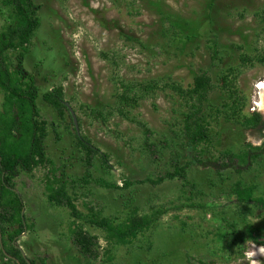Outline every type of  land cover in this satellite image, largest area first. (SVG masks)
<instances>
[{"label": "rangeland", "instance_id": "1", "mask_svg": "<svg viewBox=\"0 0 264 264\" xmlns=\"http://www.w3.org/2000/svg\"><path fill=\"white\" fill-rule=\"evenodd\" d=\"M32 1L40 7L41 26L31 40L23 71L34 78L39 95L52 87L63 88L65 102L80 120L79 134L109 161L107 170L95 157L89 177L84 179L83 152L74 144L67 115L60 121L40 98L37 100L41 118L53 124L48 126L46 157L76 199L77 210L87 215L91 207L102 217L118 220L125 217V203L138 208L139 215L163 212L157 225L139 235L131 246L108 247L100 230L82 224L88 234L98 238L100 247L99 258L90 264H236L233 253L236 249L244 252L247 243L241 245V239L251 237L258 245L264 243V237L255 233L264 228L263 216L236 205L230 192L239 181L256 185V195L264 194V156L249 171L241 169V175L225 170L218 176L209 168L192 164L188 182L194 189L183 187L176 179L157 187L104 189L97 182L121 187L124 181L163 175L171 169V149L180 151L182 164L194 161L181 147L183 142L175 139L182 126L181 110L177 98L168 92H159L130 111L135 122L112 116L103 123L88 110L106 112L113 105L116 79L143 83L169 80L187 88L202 73L212 78L210 98L217 104L221 96L216 78L221 71L240 67V55L254 58L264 54V0ZM5 17H0V27ZM170 24L178 34L174 43L162 36ZM213 39L218 44V61H213L208 51ZM240 71L236 85L246 99L244 113L256 110L263 114L264 88L257 85L264 79V64ZM2 101L0 93V107ZM220 122V127L219 121L211 126V145L202 146L206 157L220 158L226 150L239 153L243 143L259 145L250 132ZM136 123L145 124L152 132L151 142L162 146L157 158L147 152ZM214 133L220 134L218 140ZM49 169L38 168L15 181V191L23 197L25 223L31 227L17 238L16 245L27 261L34 259L38 264L40 260L44 264H86L72 246L69 228L73 219L68 210L52 208L46 201L44 185ZM241 213L245 216L239 219ZM230 224H235L234 230Z\"/></svg>", "mask_w": 264, "mask_h": 264}, {"label": "trees", "instance_id": "2", "mask_svg": "<svg viewBox=\"0 0 264 264\" xmlns=\"http://www.w3.org/2000/svg\"><path fill=\"white\" fill-rule=\"evenodd\" d=\"M39 5L32 0H0V17L6 15L4 24L0 27V93L3 101L0 107V264H26L21 255V250L16 245V240L31 227L25 223L24 212L21 214L24 204L23 197L15 191V181L21 175H31L38 168L49 167L50 177H46L45 193L46 201L52 208H64L68 210L73 222L69 228L70 240L78 256L90 264L99 258V243L96 236L88 234L82 224L100 230L104 234V241L108 247L131 246L132 243L157 225L162 211H155L150 215H139V209H131L129 203H125L126 214L121 220L102 217L93 208H88V214L83 215L77 210L76 199L70 195L67 184L61 177H57L58 170L52 161L46 157L45 141L48 136V124L41 118L37 107V100L50 108L60 121L65 115L69 119V126L73 130V140L77 149L83 152L82 163L85 167L84 179L89 177L93 160L97 157L105 169H110L108 157L101 154L91 142L77 134L65 105V95L61 86L52 87L39 95L38 88L32 76L23 71V60L29 54L31 40L41 26L38 16ZM264 20V15L262 16ZM162 36L169 37L174 43L178 34L173 24H170ZM192 37H186L190 40ZM132 41V39L127 38ZM208 51L213 61L219 58L216 39L210 41ZM142 46V45H141ZM10 55L13 57H10ZM102 57L107 60V55ZM240 67L228 66L216 78L221 100L214 104L210 95L214 89L212 78L202 73L193 78L192 84L184 88L182 85L171 81L128 82L125 79H116V88L113 95V105L104 109H89V114L95 120L103 123L112 116H117L129 122H135L130 116V111L138 108L140 103L157 95V93H169L177 98L180 106L181 129L175 134L176 140H181V147L192 155V161L182 164L179 150L171 149L170 167L163 175L155 179L147 177L139 181H124L122 186L106 181L97 182L104 189L127 190L134 186L150 185L157 187L165 181L178 180L183 187L194 189L195 186L188 182V171L192 164H197L204 169L213 170L218 176L225 170H232L241 175L240 170L249 171L264 156V115L259 112L244 113L246 99L241 96L236 85L241 71L240 68L255 64H264V54L250 58L246 55L239 57ZM184 110V111H182ZM78 125L80 124L79 118ZM220 120L224 124H232L242 132H250L260 142L258 146L243 143L242 151L233 153L226 150L219 154L220 158H208L202 146L212 143L213 122L220 127ZM143 134V144L152 158H157L162 146L157 147L151 142L152 132L143 123H136ZM53 130V129H52ZM56 134L55 129L53 130ZM79 132V131H78ZM219 133H214L218 140ZM176 148V147H175ZM221 160V162H220ZM257 187L254 184L237 182L230 190L234 203L241 208L249 207L248 212L257 213L264 218V194L256 195ZM251 207V209H250ZM245 213L238 218L241 219ZM235 229V224L229 225ZM253 230L249 228V234ZM257 235L264 237V228L255 230ZM251 237L241 239L244 245ZM239 246L237 245V248ZM106 254L110 249L105 250ZM233 260L237 262L242 257L243 251L236 249ZM7 261V263H5ZM264 264V259L261 260ZM30 264H38L34 259ZM200 262V261H199ZM40 260V264H44ZM201 264H214L202 263ZM244 264H247L245 261Z\"/></svg>", "mask_w": 264, "mask_h": 264}, {"label": "clouds", "instance_id": "3", "mask_svg": "<svg viewBox=\"0 0 264 264\" xmlns=\"http://www.w3.org/2000/svg\"><path fill=\"white\" fill-rule=\"evenodd\" d=\"M257 87L264 88V82H261ZM245 251L242 254V257L237 260L236 264H244L246 261L247 264H262L261 260L254 259L256 256L264 257V243L257 244L256 241L248 239L247 243L244 245Z\"/></svg>", "mask_w": 264, "mask_h": 264}, {"label": "water", "instance_id": "4", "mask_svg": "<svg viewBox=\"0 0 264 264\" xmlns=\"http://www.w3.org/2000/svg\"><path fill=\"white\" fill-rule=\"evenodd\" d=\"M65 105H66V107H67V109H68V111L70 113L71 118H72V121H73V124H74V127H75V131H76L77 134H79V132H78V123H77V119H76V117L74 115V112L71 110V108L69 107V105L67 103H65ZM21 214H23V210H22ZM0 241H1V236H0ZM21 255L25 259L24 253L22 251H21ZM25 263L26 264H30L26 259H25Z\"/></svg>", "mask_w": 264, "mask_h": 264}, {"label": "flooded vegetation", "instance_id": "5", "mask_svg": "<svg viewBox=\"0 0 264 264\" xmlns=\"http://www.w3.org/2000/svg\"><path fill=\"white\" fill-rule=\"evenodd\" d=\"M264 98V97H263ZM256 110H253L252 112H255ZM251 112V113H252ZM257 112V111H256ZM261 115H264V113L262 114V113H260ZM259 142V141H258ZM259 144H260V142H259ZM258 146V145H257ZM20 249V248H19ZM21 250V249H20ZM22 251V250H21ZM26 259V258H25ZM262 259H264V257H261V256H259V259L258 260H262ZM16 264H18V262L16 263Z\"/></svg>", "mask_w": 264, "mask_h": 264}, {"label": "bare ground", "instance_id": "6", "mask_svg": "<svg viewBox=\"0 0 264 264\" xmlns=\"http://www.w3.org/2000/svg\"><path fill=\"white\" fill-rule=\"evenodd\" d=\"M261 82H264V79H263ZM261 82H260V83H261ZM260 83H259V84H260ZM257 88H259V89H261V90L263 89V88H261V87H257Z\"/></svg>", "mask_w": 264, "mask_h": 264}]
</instances>
